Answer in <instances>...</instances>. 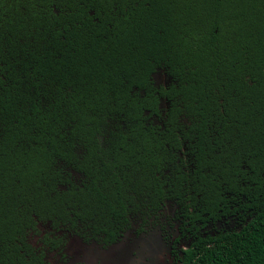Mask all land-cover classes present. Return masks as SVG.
Instances as JSON below:
<instances>
[{
    "label": "trees",
    "instance_id": "16d2710c",
    "mask_svg": "<svg viewBox=\"0 0 264 264\" xmlns=\"http://www.w3.org/2000/svg\"><path fill=\"white\" fill-rule=\"evenodd\" d=\"M242 194L247 224L203 236ZM168 201L179 264H264V0H0V264Z\"/></svg>",
    "mask_w": 264,
    "mask_h": 264
},
{
    "label": "flooded vegetation",
    "instance_id": "af4514ba",
    "mask_svg": "<svg viewBox=\"0 0 264 264\" xmlns=\"http://www.w3.org/2000/svg\"><path fill=\"white\" fill-rule=\"evenodd\" d=\"M154 84L157 86V88H159L160 84L162 83L157 82L154 77ZM165 107L166 102L163 99L161 102V108L159 110L160 113L165 111ZM234 199V205L231 206L229 210L231 212L227 213L225 210V213H223L224 210L220 209V215L216 218L209 217L207 214L204 215L203 220L200 222L203 224V236L210 235L213 237L219 232H224L225 230H240L244 225L247 224V222L250 220L251 210L253 209L251 206V200H247L244 194L236 195ZM169 202L170 201H168L166 205H168ZM162 210L163 209L158 210L151 216H145V218L138 216L134 217L131 219L130 226L121 231L118 238L110 242L98 241L93 238L85 240L83 237L63 228L56 231V229L51 227L49 224H40L39 234L30 232L28 235L29 237L32 234L36 235L38 237L39 245L32 244L30 239L29 242L33 247L39 250L38 253H42L41 262L38 264H47L46 256L49 251L59 253L60 258L62 259V264H89L87 259L84 258V256H86V253L84 252L82 253L83 255H79L77 258L68 260L64 252V247L68 236H76L79 239L78 243L81 247H84V250L86 248L92 247L99 250L97 255H94L90 258L97 264H107L105 257L108 255L111 256L110 249L118 248L124 243H127L126 235L128 232L132 231V235L140 237L143 242L149 244L147 247L149 251L147 252L140 253L137 251L139 247L135 246L130 249L129 253L131 256H133V264H179V256L182 255L181 250L186 249L190 242V238L186 237V235H182V233L185 231L186 233L190 234L193 227L188 231H182L180 229L181 227L179 220L175 218L176 223L174 224V227L176 234L172 235V212L169 213V216L167 215V218H163L162 222V218L160 220ZM154 227H156V229H154ZM46 234L49 238L60 239L61 244L56 248H50V245L44 244L41 240ZM178 235L183 236L180 237V242L177 239ZM135 254L138 256H135ZM115 261H121V259L118 258V260H116L115 258ZM94 262L92 263L94 264ZM121 262L123 263V261ZM117 263L121 264L119 262Z\"/></svg>",
    "mask_w": 264,
    "mask_h": 264
},
{
    "label": "rangeland",
    "instance_id": "374dc122",
    "mask_svg": "<svg viewBox=\"0 0 264 264\" xmlns=\"http://www.w3.org/2000/svg\"><path fill=\"white\" fill-rule=\"evenodd\" d=\"M154 77L157 82L162 83V84H167L170 81V78L163 71L156 72ZM174 211L175 210L172 208V203L169 202V204L163 208L162 214L160 215V220L162 218V222H163V218L165 217L167 218V215L169 216V213L172 212V224L176 223L175 217H174ZM154 229H156V227H154ZM158 233H159V229H158ZM132 234H133L132 231H130L126 235L127 243H124L118 248L110 249L111 256L108 255L107 257H105L107 264H118L117 262L121 264H133V258H132L133 256H131V254L129 253L130 249L133 246L139 247L137 251H139L140 253L149 251L147 249L149 244L143 242V240L140 237H137ZM173 234L175 233H173V227H172V235ZM29 239L32 244L39 245L38 237L36 235L34 234L30 235ZM78 240L79 239L76 236L67 237L66 244L64 247V252L68 260L77 258L79 255H83L82 253L84 252L86 253V256H84V258L87 259L89 264H93L92 262L94 261L90 257L97 255L99 250L95 249L94 247L86 248L84 250V247L80 246V244L78 243ZM152 241H153V238H152ZM135 256H138V255L135 254ZM46 257H47L46 258L47 264H62V259L60 258L59 253L57 252L49 251ZM115 258L116 260H118V258L121 259L123 263L121 261H115ZM94 264H97V263L94 262Z\"/></svg>",
    "mask_w": 264,
    "mask_h": 264
}]
</instances>
